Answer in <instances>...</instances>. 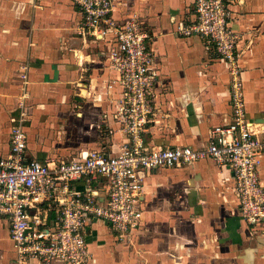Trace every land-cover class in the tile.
I'll use <instances>...</instances> for the list:
<instances>
[{
  "label": "crops",
  "instance_id": "crops-1",
  "mask_svg": "<svg viewBox=\"0 0 264 264\" xmlns=\"http://www.w3.org/2000/svg\"><path fill=\"white\" fill-rule=\"evenodd\" d=\"M194 2L116 0L112 10L117 21L131 13L142 19L156 57L159 82L155 121L145 134L148 149L199 147L210 129L230 121L226 65L204 40L179 33L195 19ZM232 4L231 28L241 35L237 58L246 117L260 124L264 142V0ZM80 18L68 0H0V158L9 152L10 119L23 96L27 159L46 163L97 149L119 151L124 138L113 118L119 90L108 88L116 78L106 63L109 37L77 36ZM259 179L264 186V149ZM144 182V227L135 243H118L104 223L91 219L85 227L89 264H264V232L241 218L227 166L207 159L152 171ZM74 189L84 191L85 185ZM2 223L7 236L0 235V264H12L8 223Z\"/></svg>",
  "mask_w": 264,
  "mask_h": 264
},
{
  "label": "built area",
  "instance_id": "built-area-1",
  "mask_svg": "<svg viewBox=\"0 0 264 264\" xmlns=\"http://www.w3.org/2000/svg\"><path fill=\"white\" fill-rule=\"evenodd\" d=\"M68 1L81 17L77 36L97 41L109 37L106 63L116 78L108 88L119 90L113 118L124 142L115 154L97 149L79 159L29 160L24 131L27 106L22 97L17 116L10 119L9 152L0 158V221L8 223L12 264H89L85 227L91 219L104 223L118 243L132 245L144 227L147 174L207 159L228 167L241 218L248 227L264 232V186L259 179L264 142L260 124L246 117L237 58L241 35L231 28L234 0H195L194 21L179 28L186 38L204 40L226 65L229 123L210 129L208 141L199 147L158 149L145 146V134L156 116L159 73L142 19L131 13L115 20L116 0ZM79 182L84 191L74 189Z\"/></svg>",
  "mask_w": 264,
  "mask_h": 264
},
{
  "label": "rangeland",
  "instance_id": "rangeland-1",
  "mask_svg": "<svg viewBox=\"0 0 264 264\" xmlns=\"http://www.w3.org/2000/svg\"><path fill=\"white\" fill-rule=\"evenodd\" d=\"M0 225H4L3 227L0 226V235L1 237H5L7 236L6 234V225L4 223L0 224ZM4 244H7V242H4ZM9 246V244H8Z\"/></svg>",
  "mask_w": 264,
  "mask_h": 264
}]
</instances>
